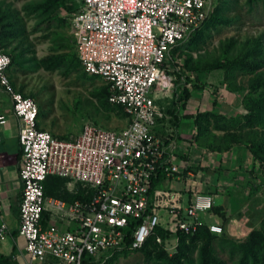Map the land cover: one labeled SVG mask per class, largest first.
Listing matches in <instances>:
<instances>
[{
	"label": "built area",
	"instance_id": "1",
	"mask_svg": "<svg viewBox=\"0 0 264 264\" xmlns=\"http://www.w3.org/2000/svg\"><path fill=\"white\" fill-rule=\"evenodd\" d=\"M211 4V0H80L70 17L76 54L86 73L109 84V102L123 110L127 126L113 131L88 122L74 140L39 128L38 104L11 82L12 60L1 45L0 31V84L20 121L19 235L25 240V264H105L116 253L142 249L152 237L162 243L158 229L176 238L193 236L203 227L216 235L224 233L218 222L207 221L215 216L211 193L192 190L189 196L153 187L160 171L165 174L162 182H167L182 180L187 169L178 163L176 121L169 110L174 105L180 118L183 87L192 86L166 83L165 73L174 62L175 49L209 18ZM163 90L173 94L167 106L155 96ZM7 122L0 116V141ZM50 177L64 179L72 195L83 189L89 200L48 199L45 184ZM45 212L72 228L44 225ZM7 231L1 224L0 240Z\"/></svg>",
	"mask_w": 264,
	"mask_h": 264
},
{
	"label": "rangeland",
	"instance_id": "2",
	"mask_svg": "<svg viewBox=\"0 0 264 264\" xmlns=\"http://www.w3.org/2000/svg\"><path fill=\"white\" fill-rule=\"evenodd\" d=\"M61 2L0 0L4 50L14 69L30 80L20 84L33 90L39 116L53 123L64 139L79 136L88 122L121 131L127 126L123 110L109 102L108 83L84 72L76 54L72 13L65 11ZM211 2L206 25L175 49V63L166 68L165 79L174 85H194L193 91L206 98L214 96L213 101L220 97L224 113L232 112L227 116L216 114L226 119L204 116L212 112L197 114L193 134L197 145L210 148L211 154L207 152L210 162L205 159L192 167L219 175L206 184L221 214L214 213L215 218L207 217V221L220 223L224 233L210 241H182L164 233L160 235L162 243L155 241L146 249L121 251L106 264H202L205 247L211 249L210 256L218 264H238L239 253L233 252V247L245 243L253 232L264 230V112L257 116L248 110L253 102H264V0ZM165 91L155 96L167 106L173 94ZM215 157H221L223 166L212 164ZM190 169L180 181L196 175ZM61 182L64 180H55L54 187L65 189ZM170 183L174 190L184 193L177 183Z\"/></svg>",
	"mask_w": 264,
	"mask_h": 264
},
{
	"label": "crops",
	"instance_id": "3",
	"mask_svg": "<svg viewBox=\"0 0 264 264\" xmlns=\"http://www.w3.org/2000/svg\"><path fill=\"white\" fill-rule=\"evenodd\" d=\"M86 74L89 77H94L89 75L88 73ZM9 76L17 91L32 99L35 98L33 90H29L28 88L24 87L23 84H20L29 83L30 80L28 79V77L24 79L23 75L19 74L14 69L13 65L9 70ZM35 83L37 82L35 81ZM213 97L214 96L210 95L206 98V95L198 93L196 91H192L191 98L186 103L185 109H182L180 120L178 123L179 125L178 127L175 126V133L177 134V142L179 145L178 152L180 156L178 163L180 165L185 164L187 168L190 167V170L195 171L194 173L196 174L192 175L188 173V175L190 174V177L186 178L184 181L179 182L172 180V182H175V184L177 183L176 185H179V190H185L184 195H186L188 192L191 193L192 190H197L203 193H210V188L209 186H207L206 182L214 181V177L219 176L218 173H211V171H208L206 169L204 171H201L196 169V167H192L199 166L202 162L204 163L205 159L206 162H210L208 160V153L211 154L210 149L197 145L195 139L193 138L194 131H196L194 117H196V115L199 113L205 112H218V114H222L225 116L232 114V112L224 113V104L220 102V97H218L216 101L215 99L213 101ZM233 100L236 99L232 98V101ZM172 106L173 105L171 104V110ZM0 116H5L8 120L7 125L4 126L1 130L2 139L0 141V225L4 223L8 227L5 239L0 240V256H11L15 264H25L27 260V255L25 252V240L19 235L20 202L23 189V184L19 177V172L23 165V155L18 139L20 131V121L14 115L13 101L11 96L6 92L5 88L1 84ZM38 126L41 130L47 131L59 139L66 140L64 139V136H62V132L54 129L53 123L48 122L46 119L44 120L43 118H41V116H39L38 119ZM77 137H74L71 140H74ZM182 158L184 159L182 160ZM213 159L214 160L212 164L214 166L215 164L223 166L221 157H215ZM224 161L228 165L227 160L224 159ZM194 178L198 180L195 182L193 181ZM170 182L171 180L167 182L161 181L156 189H173ZM76 188L80 189V187L78 186H76ZM47 198L51 199V197ZM64 201L66 200L64 199ZM45 217L47 218V225H55L61 230H66L69 227L72 228V225L68 226V223L62 222L57 218H53L48 212H45ZM213 218H215V216Z\"/></svg>",
	"mask_w": 264,
	"mask_h": 264
},
{
	"label": "trees",
	"instance_id": "4",
	"mask_svg": "<svg viewBox=\"0 0 264 264\" xmlns=\"http://www.w3.org/2000/svg\"><path fill=\"white\" fill-rule=\"evenodd\" d=\"M60 4H61V7L69 13L76 12L78 7H79V4H76L74 0H62V2ZM207 21H208V19H207ZM207 21L204 23V25L199 30H197L192 35V37L190 39H192L206 25ZM4 29L6 30L7 28L4 27ZM0 31H1V45L4 49L5 48L4 47V40H5L4 36L5 35L2 32L1 28H0ZM190 39L188 41H190ZM11 67H12V64H11ZM255 67H257V65L251 66V68H255ZM193 90H195L194 85L191 88L183 87L182 95H181L180 101H179V105H180L181 109H185L186 103L190 100L191 93ZM175 103H176V101L173 100V104H175ZM177 104H178V102H177ZM249 108L250 109H248V110L250 113L252 111L255 115L258 116L259 114L264 112V102H262V103L253 102V106L251 107L249 105ZM169 113H171L174 116L175 121H176L175 126L178 127V125H179L178 123H179L180 118L178 119V116L176 114L177 111L172 108V110H169ZM216 114H218V112H212L210 114L206 113V115H204V116L205 117L217 116L220 119L225 118V117H222L221 115H216ZM196 119L197 118L194 117L195 123H196ZM249 119H251V117H249ZM164 178H165V174L162 171H160L158 179H156L153 183V187L156 188ZM57 179H58L57 177H50L47 180V182L45 184V197L60 198L63 200L65 199L69 203H72L75 200H79V199L82 200L83 202H87L89 200V195H86V192L83 189H80L79 193L77 195H72L69 192H67L66 188L63 190H59V189L55 188L54 187V181ZM59 179H61V178H59ZM59 183L60 182H57V184H59ZM65 184H66V181L64 180L63 184L61 182L60 185H62L61 187H65ZM55 190H56V193H55ZM219 210L220 209L217 208L216 204H215V206L213 208V213L221 214V212ZM222 215L224 216V214H222ZM42 223L44 225H46V223H47V218L45 217V213L43 214ZM156 234L163 236L164 231L158 229ZM222 235L213 234L209 231V229L207 227H203L199 230V232L197 234H195L193 236L180 235V237H181L182 241L186 240V239H203V240L210 241V240L216 239L218 237H221ZM155 241H156L155 237L150 238L142 249H146L148 246H150V244L152 242H155ZM124 251H129V250H124ZM232 251L233 252L237 251L239 253L238 264H264V230H260L259 232L258 231L253 232L249 236L248 240L245 243L240 244V245H235L233 247ZM211 254H213L211 249H208L206 247L203 249L202 257H201L202 264H218V262L214 261V259L210 256ZM114 256L115 255H113L112 257H114ZM112 257L108 261H110L112 259ZM0 262H6V263H10V264L15 263L11 256L7 257V256H3V255L0 256Z\"/></svg>",
	"mask_w": 264,
	"mask_h": 264
}]
</instances>
